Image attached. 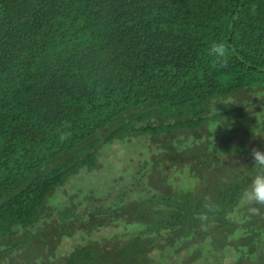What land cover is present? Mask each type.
Masks as SVG:
<instances>
[{"label":"trees","instance_id":"obj_1","mask_svg":"<svg viewBox=\"0 0 264 264\" xmlns=\"http://www.w3.org/2000/svg\"><path fill=\"white\" fill-rule=\"evenodd\" d=\"M0 264H264V0H0Z\"/></svg>","mask_w":264,"mask_h":264},{"label":"rangeland","instance_id":"obj_2","mask_svg":"<svg viewBox=\"0 0 264 264\" xmlns=\"http://www.w3.org/2000/svg\"><path fill=\"white\" fill-rule=\"evenodd\" d=\"M144 152L145 151H140V149L137 147L131 151V144L128 142H117L104 147L100 156H102V161L106 163L105 167L102 168L96 175H94L92 179L87 180L84 184H82L81 181L77 180L76 178L77 186H80L87 191L88 188L86 189V186L88 184H99V182H102L104 179H106L105 185L108 186H111L114 179H117L119 183L128 180L130 178V172L133 170L132 167L134 164H132L129 168L125 167L124 164H126L129 157H133L132 154L135 155L133 157L135 159L139 157L140 154H144ZM146 153L147 150L145 154ZM118 162L120 163L117 165ZM104 183L105 182H103V184Z\"/></svg>","mask_w":264,"mask_h":264}]
</instances>
